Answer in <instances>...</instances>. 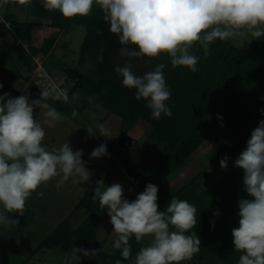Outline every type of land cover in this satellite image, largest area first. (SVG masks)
<instances>
[{"label":"clouds","instance_id":"obj_1","mask_svg":"<svg viewBox=\"0 0 264 264\" xmlns=\"http://www.w3.org/2000/svg\"><path fill=\"white\" fill-rule=\"evenodd\" d=\"M19 3L30 5L32 0ZM41 4L46 10H58L65 18L88 16L96 5L109 31L118 37L121 57L131 61L165 55L173 69L186 67L191 72L198 71L200 60L190 51L195 45L207 58L210 45L217 39L264 37V0H41ZM166 67V62H160L142 76L133 72L129 62L114 68L122 86L134 89L135 99H143L157 120L172 115L167 104L171 91L164 75ZM48 99L69 102L65 91L49 87L40 88V98L34 100L27 95H0V226L17 225L19 220L8 214L23 216L26 202L42 184L57 179L59 187L70 179L75 182V178L91 184L93 174L82 160V149L73 150L68 140L51 150L43 143L47 133L35 110H46L45 124L61 118L46 103ZM88 99L91 103L94 97ZM76 114L73 112V116ZM94 129L101 137L109 135L103 124L90 125L86 131L96 136ZM107 155L106 144H101L91 152L90 159ZM228 159L225 156L220 160L221 168H227ZM234 166L243 170V190L248 196L237 202L238 227L231 232L234 251L241 253L237 264H264V120L251 132ZM93 191V200L107 210L113 226L111 247L119 250L128 264H184L199 253L201 240L193 231L198 223L197 208L187 200L171 197L161 211L157 203L159 188L153 183L131 201L120 183L107 186L98 180ZM133 238L138 244L150 238L134 257L130 244ZM100 251L73 246L63 264H80L82 257L95 259ZM122 260L117 259L115 264H122Z\"/></svg>","mask_w":264,"mask_h":264},{"label":"trees","instance_id":"obj_2","mask_svg":"<svg viewBox=\"0 0 264 264\" xmlns=\"http://www.w3.org/2000/svg\"><path fill=\"white\" fill-rule=\"evenodd\" d=\"M43 10L47 17L55 20V23L61 15L57 10ZM82 18L87 32L81 44L78 61L83 64L85 55L93 57L97 61L98 78L93 80L86 73L73 67L60 68L59 70L73 80L67 94L69 99L74 93L81 94L86 99L94 97L92 103L121 117V128L117 141L106 136L101 137L99 131L97 135L114 156L113 164L121 166L129 174L139 172L137 187L140 191H137L134 197L143 192L148 183H153L159 188L157 203L161 211L165 210L171 197L185 199L195 205L198 223L193 231L200 238L201 246L199 253L184 264H203L206 259H210L214 264H237L241 253L234 251L231 232L233 228L238 227L237 202L241 198H248L243 190V172L238 183L232 182L237 184L235 190H230L229 188L233 187L226 185L230 182L229 179H221L219 184L207 188L200 186L201 179L197 176L178 190L169 187L167 180L168 177L178 172L181 165H184L186 159L202 141H209L215 149L216 156L212 160L214 163L220 162L227 156L229 157L228 163L231 164L245 150L251 132L258 126L260 120H264V116L258 120L253 117L254 111L248 102L250 95L254 96L256 90L264 85V37L260 40H251L245 50L238 48L229 40L217 39L210 45L212 55H208L210 56L208 59L212 60L211 66L206 64L203 70L197 66V72H191L186 67H178L180 77L167 82L170 91L189 83L194 89L185 101L187 117L182 122L183 131L170 127L172 119L169 120L167 126L173 129L171 143L175 150L164 147L161 152H151L148 144H145L140 147L139 151L136 150L131 154L126 149H122L125 145L124 130L128 127L130 117L142 110L136 109L134 105L146 102L143 99L139 101L135 99L134 89L130 90L122 86V78L114 72L117 64H110V61L120 54L122 46L119 44L118 37L109 31L110 26L104 21L99 7L94 5L91 14ZM4 19L17 36L15 41L26 42L30 46L28 22L20 21L9 11L5 13ZM60 25L61 28L67 27L69 18L64 17ZM55 39L56 37L53 36L44 40L40 47L30 46L28 53L20 48L19 44V47H13L7 42L1 43L0 84L3 88L13 93L16 92V89L10 85V82L15 79V74L6 67V64L11 62L12 51L16 52L31 71L32 56L46 53ZM29 89L40 98L38 87ZM47 102L61 113L81 122L76 115L73 116L75 111L69 102L51 99ZM241 103L243 106L246 105L248 110L243 107L244 117L239 123L236 121V113ZM87 104L86 102L85 106ZM157 122L155 121L156 126ZM157 127V132H160V127ZM161 132L166 133V131ZM160 140L163 142V139ZM110 176L111 169L105 177H100L99 180H103L105 185L109 186ZM93 195V190L87 192L78 201L70 215L45 236L36 248L48 249L58 246L66 254V248L70 242L75 241L79 245L78 248L101 249L97 258L82 257L80 264H115L117 259L122 260L119 250L114 249L112 253H107L104 249V242L97 238L98 226L106 214V209L100 208L99 202L93 200ZM216 211L220 213L218 216L214 215ZM79 213L85 215L88 221L73 227L70 219L73 222ZM147 243L149 242L146 239L140 244L136 243L134 238L130 240L133 257L140 247ZM122 264H128V261L122 260Z\"/></svg>","mask_w":264,"mask_h":264},{"label":"rangeland","instance_id":"obj_3","mask_svg":"<svg viewBox=\"0 0 264 264\" xmlns=\"http://www.w3.org/2000/svg\"><path fill=\"white\" fill-rule=\"evenodd\" d=\"M5 1H7V7H9L5 10L9 11L10 13L17 14L22 20L25 18L24 14L27 9L25 4H22L21 6L19 4H16L17 0H0V44L3 42H13V47H19L20 45V48L25 49L28 53L30 49L28 44L26 42L19 43L15 41L17 36L14 32H12V30H10V26V29L4 28L3 24H5V20L3 21V17L6 12L1 6L4 4ZM23 6L25 7V9L23 8ZM72 27V29L70 28L71 30L67 31L69 32L67 34V38L61 40L59 44L58 50L60 49L63 54L58 55L56 53L58 51L57 50L55 52V56L56 58H59L62 63H65L68 67L79 69V71L86 73V75L91 77V79L96 80L98 78L97 61L89 55H85V60L86 58H88L86 64L83 63V65L78 61L81 49L80 45L82 44L81 42L84 36L86 35V25L73 23ZM251 40L252 38L250 36H237L232 39H229V41H231L234 45H236L242 50L247 49ZM64 44L67 45V49L65 48V46H62ZM63 49H65V51ZM190 51L200 57L199 63L197 65L200 69L206 67V64L208 66H211L212 60L208 59L210 56L204 58L203 50L200 49L198 45H195ZM1 52L2 51L0 49V53ZM209 55L212 54L210 53ZM34 56L40 57L43 60V63L45 64L43 54L42 56L41 54ZM10 58L11 62L9 64H6V67L15 74V79L13 80H17L22 85L27 86L29 88L35 87L32 85L30 77L31 73L33 72L32 70H34L33 66L31 71H29L28 68L24 65L22 59L18 57L15 51L11 52ZM52 62L55 64V59L51 56L50 58H48L46 63L47 66L53 71L54 64ZM126 62L131 63L133 72L141 76L145 72L153 70L156 64L160 62H166L167 67L164 69L166 82L176 80L180 77L179 68L177 67L173 69L171 67L170 62H168L167 56L165 55H162L159 59H149L147 57H140L135 58L131 61H127L126 57H121V55L119 54L114 58V60L110 61V64L116 63L117 65L123 66ZM59 72H62V70L56 69V71L52 73L57 74ZM222 77L226 78L224 75H222ZM193 89L194 88L189 83L184 86L180 85L177 90L171 91V97L170 100L167 101V104L171 109L172 115L170 117L162 115L161 118L158 120L152 117L151 110L145 106L146 103H141L142 105L136 103L134 107L136 109L142 110H140V112L136 114H133L130 117L131 120L128 124V127L124 130L125 145L122 147V149H126L131 154L134 153L136 150L139 151L140 147H143L145 144H148L151 152H161L164 147L174 149L172 146L173 144L171 143V132H173V129H169L167 126L169 120L172 119L170 127H175L177 130L183 131L182 122L185 121L187 117V109L184 107L185 101L189 97L190 93H192ZM133 91L135 96V90ZM86 102L88 104L85 106ZM248 102L251 109H253L254 111L253 117L256 118V120L262 118L264 116L261 114V109H264V85H262L256 90V94L254 96L250 95ZM69 104L72 106V109L77 113L76 116L80 119L81 122L76 121L68 115L67 116L73 121L82 125L83 127L85 126L86 128L93 124H103L105 121V117H110L111 114L113 115V113L108 112L107 109H105L104 107L98 104H94L92 102L90 103L89 100L81 94H77L75 99H73L72 95V97H70L69 99ZM243 107L246 108L247 106H243V104L241 103L237 109L236 121L239 123L244 117ZM246 110L248 109L246 108ZM116 116L119 117L120 121L116 124L115 127L119 129L120 133L122 119L119 115ZM155 121H158L157 126L160 127V132H157L158 127L155 125ZM94 130L95 132L99 131L98 129ZM161 131H166V133L164 134ZM86 137L88 141L91 139V144L88 145L89 149L86 153L85 150L83 151L82 158H85L95 164L92 165V167H89L90 170L89 168L88 170L89 172H92V174L93 172L94 174H96L98 173V169L101 170V168L103 166H107L108 163L103 158L90 159L91 152L95 148H97L99 144H97L98 140L96 139V136L88 134V136ZM160 139H163V142H161ZM174 147L177 148V145L174 144ZM215 156L216 152L212 144L209 141H202L189 155L184 165H181V168L178 170V172L168 177V186L171 188H173L174 185L178 187L184 186V184L189 182L185 181H187L191 177L198 176V178L201 179V187L206 186L207 188H210L215 184H219V182H221V179H229L230 182L226 183V185L233 187L229 188L230 190H235L237 184H233L232 182H239L243 170L238 167H235L234 161L231 164L227 163V168H221L220 162H212ZM119 169L115 167L113 172L118 178L119 183L124 188V195L129 201L134 200L136 198L134 197V195L137 191H140V189L137 187V175L139 172L129 174L123 168L122 169L124 172L122 170L120 171ZM134 192L135 194H133ZM32 196L30 197L31 200H28L26 202V208L23 216L16 215L13 213L8 214L10 218L14 220L18 219L25 221L29 217L32 223L28 227H25L26 229L24 228L25 233L19 234V238L17 236V233H9L11 229L17 228V225L19 223L17 225L9 227L0 226V264H63L65 252H63L60 247L56 246L54 248L48 249H38L36 247L39 245L42 239L47 236L62 220H64L65 218H67L68 215H70V213L72 212V205L69 204L68 201L63 200L58 206L59 209H53L52 207L57 204L56 200L54 201L46 198V201H42L34 199ZM40 209H45V217L47 218V223L44 225L43 232H39L36 230L33 232H28L29 230L32 231V228H34L36 223H38L35 220L37 218L35 215ZM77 215V217L73 219V222L70 219L71 225L73 227H76L78 224L85 223L86 221H88V218L85 215H82V213H79ZM108 219L109 217L106 216L105 220L102 221L99 225L98 237L100 239H102L103 235L106 234ZM73 246L78 247L79 245L75 241L70 242V244L66 248V252H69ZM25 259H27V261L24 262ZM203 264H211V260L206 259Z\"/></svg>","mask_w":264,"mask_h":264},{"label":"crops","instance_id":"obj_4","mask_svg":"<svg viewBox=\"0 0 264 264\" xmlns=\"http://www.w3.org/2000/svg\"><path fill=\"white\" fill-rule=\"evenodd\" d=\"M16 4H19L20 6L22 5L19 3V0H17ZM25 5H26L27 9L25 11V14H24L25 18L23 20L20 19V17L17 14H15V13L14 14L16 15L15 17L17 19H19L20 21L28 22V24H29V29H30L29 45L33 46V47H40L42 45V43L44 42V40L49 39L53 36L56 37L51 48L46 53L43 54V57L45 60V66L51 73L55 72L56 69H60V68L62 69V68L68 67L65 63H62L59 58H56L55 52L58 50V47H59L61 40H63L64 38H67V34L69 33L67 31H69L73 28L72 27L73 23L85 25L83 22V18L80 16L69 18V25L67 27L63 26L61 28L60 24L63 22L64 16L62 14L60 16H58V19L55 23V20H52V18H49L46 16L45 11L43 10L44 8L41 4V0H32V3L30 5L29 4H25ZM1 7L3 8V10L5 12H7V10H5V9L9 8V7H7V1H5ZM23 8L25 9L24 6H23ZM4 20L5 19L3 17V21ZM3 25H4L5 29H10L6 25V23ZM10 30H12V29H10ZM12 32H13V30H12ZM86 32H87V29H86ZM83 40H84V38H83ZM83 40H82V42H83ZM12 43L13 42H7V44L9 46H13ZM62 46H65V48L67 49L66 44H64ZM60 48H61V46H60ZM63 50L65 51V49H63ZM56 53L58 55L63 54V52L60 49ZM51 56L54 57V59H55V64L52 62L54 64L53 65V71L51 68H49L47 66V63H46L48 58H50ZM87 59L88 58H86V60L84 62L85 64H86ZM10 85L14 89H16V92L13 93L11 91L6 90L5 88H2L0 90V95H3L4 93H10L12 97H17L20 95H27V96H29L30 99H33V100L39 99V97L36 96L29 89V87L22 85L17 80H12L10 82ZM46 103H48V102L46 101ZM44 111H46V110L45 109H41V110L36 109L35 114L37 115L36 118L45 127L47 135H46L43 143L45 144V146L49 150H51L52 148H55V147H59L60 145H62L64 142H66L68 140L70 143V146L73 148V150L82 149L83 151L85 150V153L88 151V149H89L88 145L91 144V139L88 141V139L86 137V136H88L89 133L86 131L87 128L85 126L83 127L82 125L73 121L67 115L61 113L58 110H56V111L60 114V117H61L60 120L58 122L52 123L51 125L45 124L44 123L45 118L43 115ZM104 120H105L104 123L103 122L102 123L109 132V135H107L106 137H108L109 139H111L113 141H117L119 138V129H117V127H115V126L120 121L119 117L114 115V114L113 115L111 114L110 117L107 116L104 118ZM95 134H96V139L98 140L97 144H99V146L101 144H104L101 141V139L98 137L97 131L95 132ZM107 153H108V155L105 157H102V158L107 161L108 165L103 166L101 168V170L98 169V173H96V174H94V172H93V175L91 177V184H89L87 182L84 183L83 181H80L79 178H75V182L73 181V179H70L69 181L65 182L62 186L58 187L57 186V179H53L50 182L42 184L37 189V192L33 193L32 197L34 199L42 200V201H46V198L49 200H54V201L56 200L57 204L54 203L55 205H54V207H52L53 209H55V208L59 209V207H58L59 204H61V201L65 200V201H68L69 204L72 205V210H73L75 208L76 204L78 203V201L87 192H90L94 189V187L96 185V181H98L100 177L101 178L105 177V174L108 171H110L109 169H111L109 186L114 184V183H119L118 178L116 177V175L114 174L113 171H114L115 167H117L118 169L120 168L119 169L120 171L121 170L123 171V169L119 165L113 164L114 156L112 155V153L109 151L108 148H107ZM82 160H83V162H85L87 169L89 167H92V165H95L94 163L90 162L89 160H87L85 158H82ZM89 170H90V168H89ZM105 170H107V171H105ZM103 171H105L106 173ZM192 178L193 177H191L190 179H188L185 182L190 181ZM181 187L182 186L178 187V186L174 185L173 189L176 190V189L181 188ZM135 192H136V190H135ZM135 192L133 194H135ZM39 193H42V195ZM29 200H31V198H29ZM45 206H46V204H45ZM45 209H40L36 213L35 216L37 218L35 220L38 223H36L34 228H32L33 230L31 229L32 231L29 230L28 232H33L35 230L39 231V232H43L44 225L47 223L46 222L47 218L45 217V214H46ZM13 214L19 215L18 213H13ZM106 216H107V210H106L105 216L101 219L100 223L105 220ZM31 223L32 222L30 221L29 217L25 221L19 220V224L17 225V228L11 229L9 233L10 234L17 233V236L19 238V234L25 233V229H26L25 227H28ZM100 223H99V225H100ZM112 227L113 226L110 224V218H109L107 221V231H106V234L103 235L102 239H100L98 237L99 226H98V230H97V238L100 241L104 242V249L107 253H112L114 251V249L111 247V241L114 238V233L112 232ZM145 239L148 242H150V238H145ZM211 264H214V263L211 262Z\"/></svg>","mask_w":264,"mask_h":264},{"label":"built area","instance_id":"obj_5","mask_svg":"<svg viewBox=\"0 0 264 264\" xmlns=\"http://www.w3.org/2000/svg\"><path fill=\"white\" fill-rule=\"evenodd\" d=\"M9 27V23L5 22ZM32 66L33 72L31 73V82L35 87L43 88H55L58 90L65 91L67 94L69 92L70 86L72 85V78L63 73L59 72L57 74L51 73L43 63L40 57L32 56Z\"/></svg>","mask_w":264,"mask_h":264}]
</instances>
